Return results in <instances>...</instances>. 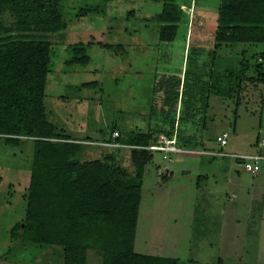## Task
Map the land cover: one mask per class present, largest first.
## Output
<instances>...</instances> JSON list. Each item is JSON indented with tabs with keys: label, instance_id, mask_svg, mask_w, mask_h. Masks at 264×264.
Here are the masks:
<instances>
[{
	"label": "rangeland",
	"instance_id": "obj_1",
	"mask_svg": "<svg viewBox=\"0 0 264 264\" xmlns=\"http://www.w3.org/2000/svg\"><path fill=\"white\" fill-rule=\"evenodd\" d=\"M219 5L200 0L196 12L182 8L190 25L181 23L176 39L165 43L159 40L160 23L152 21L162 13V2L63 0L66 28L49 37L53 57L45 107L49 121L74 138L100 141L114 124L127 132L147 130L156 77L185 70L190 46L201 65L213 61L222 89L226 72L247 65L239 101L211 97L204 147L157 151L146 167L135 250L179 264H264V161L253 175L233 158L264 157V146L257 147L264 138V83L256 71L259 63L264 66V44L215 51ZM79 45L91 59L87 66L70 63ZM85 83L96 86L80 89ZM224 134L228 145L222 148L218 138ZM33 156L32 141L14 148L0 137V264H64L60 248L22 243L23 231L18 241L11 238L25 217ZM128 156L124 163L132 169ZM88 264H102L97 252H88Z\"/></svg>",
	"mask_w": 264,
	"mask_h": 264
},
{
	"label": "trees",
	"instance_id": "obj_2",
	"mask_svg": "<svg viewBox=\"0 0 264 264\" xmlns=\"http://www.w3.org/2000/svg\"><path fill=\"white\" fill-rule=\"evenodd\" d=\"M154 1L163 3L162 13L152 19L160 23L159 40L172 43L180 24L190 25L191 19L185 22L184 5L177 0ZM62 3L0 0V137L14 148L23 140L34 143L25 217L12 229L11 238L18 241L23 231L22 243L60 248L64 264H88L89 251L97 252L102 264H179L177 259L135 250L145 171L157 152L150 148L159 145L161 136L176 137L182 150L204 147L211 97L235 96L239 101L249 67L242 63L241 71L226 72L227 85L222 89L213 61L201 65L190 46L185 70L156 77L146 131L127 132L114 124L100 141L74 138L49 121L45 107L53 57L49 37L66 28ZM215 41V51L264 44V0H220ZM86 52L83 45L77 46L70 63L87 66L91 59ZM256 71L258 82L264 83L263 64L256 65ZM95 86L85 83L80 89ZM98 151L103 153L99 157H85ZM127 154L132 169L124 163Z\"/></svg>",
	"mask_w": 264,
	"mask_h": 264
},
{
	"label": "built area",
	"instance_id": "obj_3",
	"mask_svg": "<svg viewBox=\"0 0 264 264\" xmlns=\"http://www.w3.org/2000/svg\"><path fill=\"white\" fill-rule=\"evenodd\" d=\"M119 134L115 132L113 134V138H117ZM227 135H223V137L218 138V142L220 143V146L222 148L226 147L228 144L227 142ZM176 137L173 138L172 140L167 139L165 136H161L159 140V145L156 147H151L150 149L154 151H159V152H166V153H185L187 152L186 150L179 149L176 146ZM85 144H94V145H102L105 147H126V148H131L130 146H125V145H120L115 142L111 143H91V142H84ZM260 146L264 145V138L261 139ZM206 154V153H205ZM218 155L226 156L227 152L226 151H221L218 153ZM233 158L240 163L244 169L253 174L256 175L261 171V163L264 161V157L258 154L255 155H235Z\"/></svg>",
	"mask_w": 264,
	"mask_h": 264
},
{
	"label": "crops",
	"instance_id": "obj_4",
	"mask_svg": "<svg viewBox=\"0 0 264 264\" xmlns=\"http://www.w3.org/2000/svg\"><path fill=\"white\" fill-rule=\"evenodd\" d=\"M198 1H200V0H190V2H191L190 4H188V5H186V6L184 5V6H182V7H183V8L186 7L189 11H192V7H194L195 4L197 5ZM192 2H193V3H192ZM219 7H220V5H219ZM261 139H262V138H261ZM261 139H259V140L261 141ZM260 141H258V143H257V147H258V148L262 147V146L259 145ZM204 144H205V143H204ZM227 145H228V144H227ZM227 145H226V146H227ZM263 146H264V145H263ZM202 148H203V147H202ZM254 155H255V154H254Z\"/></svg>",
	"mask_w": 264,
	"mask_h": 264
}]
</instances>
